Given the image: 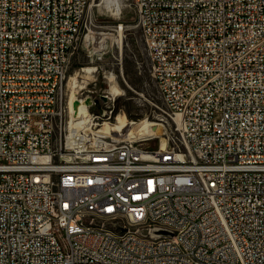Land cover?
I'll return each mask as SVG.
<instances>
[{"label": "built area", "instance_id": "2783aa9c", "mask_svg": "<svg viewBox=\"0 0 264 264\" xmlns=\"http://www.w3.org/2000/svg\"><path fill=\"white\" fill-rule=\"evenodd\" d=\"M91 2L0 0V264H264V0H134L155 146L69 109Z\"/></svg>", "mask_w": 264, "mask_h": 264}, {"label": "rangeland", "instance_id": "374dc122", "mask_svg": "<svg viewBox=\"0 0 264 264\" xmlns=\"http://www.w3.org/2000/svg\"><path fill=\"white\" fill-rule=\"evenodd\" d=\"M91 12L94 21L90 13L86 15L87 22H91L88 40L85 42L81 38L69 58L64 85L66 97L69 99L71 93V86L67 85L70 76L77 77L76 84H82L81 80L87 84L85 92L75 98H86L87 91L92 89L98 90L99 94L109 92L115 80L120 94L114 97L109 95L108 99L98 100L91 109L88 108L90 113H104L102 118L96 120V127L104 128L100 132L110 130L113 136L127 137L128 130L137 129L136 123H160L156 106L162 108V101L149 71L145 42L136 26L134 0H93ZM99 32L106 35L98 37L96 33ZM98 48L105 49L101 59H96L95 56ZM93 64L99 66L98 74L90 76L80 71L81 67ZM103 74L107 77H103ZM122 118L125 126L118 131L112 128ZM148 128L145 138L152 139L145 141L144 146L159 144L163 140L164 127L159 134L151 133L150 127Z\"/></svg>", "mask_w": 264, "mask_h": 264}, {"label": "bare ground", "instance_id": "6f19581e", "mask_svg": "<svg viewBox=\"0 0 264 264\" xmlns=\"http://www.w3.org/2000/svg\"><path fill=\"white\" fill-rule=\"evenodd\" d=\"M107 1H111V0H107ZM108 3V2H107ZM93 5V2H91V4L89 5L88 7V13H90L91 17H92V20L94 21V18H93V15H92V12H91V7ZM96 35L98 37H103L105 36L106 34L105 33H102V32H99V33H96ZM85 70H89V68H85ZM79 76V75H78ZM111 78L113 77L112 76V73H110L109 75ZM76 76H70L69 79H68V82H67V85L71 86V93L69 94V99H68V106H69V109L71 112L74 113V116H77L78 118V123H81V122H90V120L92 119V115L91 113L89 112L88 110V104L90 102V97L87 96L86 98H75L77 97L76 94H75V89L74 87L76 86ZM109 92L114 96V95H118L120 94V89L119 87L117 86L115 80L113 81V83L111 84L110 88H109ZM97 123H95L96 125ZM137 124V129L136 130H128L129 133H127V137L126 138H130V139H147L145 138V135H146V131L147 129H149L148 127H150V130H151V133L154 132L156 134H159L161 133V130H162V127L161 126L162 124L159 123V122H140V123H136ZM160 124V125H159ZM125 126V120L122 118L120 120L119 123H116V125H114L112 128H114L115 130H120L122 127ZM104 128H101V129H97L99 132L102 131ZM123 130V129H122ZM164 132V131H162ZM103 135H111V131H104V132H101ZM163 134V133H162Z\"/></svg>", "mask_w": 264, "mask_h": 264}]
</instances>
